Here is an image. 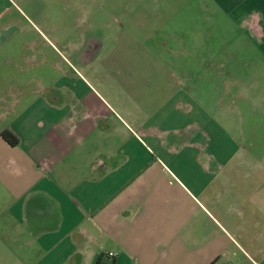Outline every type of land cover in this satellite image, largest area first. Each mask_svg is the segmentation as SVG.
I'll list each match as a JSON object with an SVG mask.
<instances>
[{
    "label": "crops",
    "instance_id": "crops-1",
    "mask_svg": "<svg viewBox=\"0 0 264 264\" xmlns=\"http://www.w3.org/2000/svg\"><path fill=\"white\" fill-rule=\"evenodd\" d=\"M215 2L264 57V0ZM18 7L0 0V19ZM135 42L152 71L79 58L84 41L0 59V131L17 139L0 137V264H264V129L210 120L160 71L164 43Z\"/></svg>",
    "mask_w": 264,
    "mask_h": 264
},
{
    "label": "rangeland",
    "instance_id": "rangeland-1",
    "mask_svg": "<svg viewBox=\"0 0 264 264\" xmlns=\"http://www.w3.org/2000/svg\"><path fill=\"white\" fill-rule=\"evenodd\" d=\"M15 3L19 9L10 8L11 12L0 19V59L9 57L21 65L22 59L29 56V45L35 44L48 60H58L71 44L82 41L91 46H80L78 56L90 57L98 48L94 37H107L98 52L127 54L129 69L149 72L157 63L140 58L135 40L151 45L164 43L161 48H151L161 61L160 71L173 75L182 89L192 93L191 100L201 105L204 102L210 120L214 109L212 117L224 129L232 127L237 138L242 137L237 133L240 129L247 136L250 125L264 129V100L258 99L264 96V57L259 46L240 34L232 15L215 0ZM10 45L16 50H9ZM121 61L117 59L116 63ZM231 92L238 93L237 111L229 107ZM206 137L211 138L208 130Z\"/></svg>",
    "mask_w": 264,
    "mask_h": 264
},
{
    "label": "trees",
    "instance_id": "trees-1",
    "mask_svg": "<svg viewBox=\"0 0 264 264\" xmlns=\"http://www.w3.org/2000/svg\"><path fill=\"white\" fill-rule=\"evenodd\" d=\"M0 137L11 146H14L17 143L16 137L7 129H2L0 131Z\"/></svg>",
    "mask_w": 264,
    "mask_h": 264
},
{
    "label": "built area",
    "instance_id": "built-area-1",
    "mask_svg": "<svg viewBox=\"0 0 264 264\" xmlns=\"http://www.w3.org/2000/svg\"><path fill=\"white\" fill-rule=\"evenodd\" d=\"M114 255H115V254L112 253V252L108 253V256H110V257H113Z\"/></svg>",
    "mask_w": 264,
    "mask_h": 264
}]
</instances>
